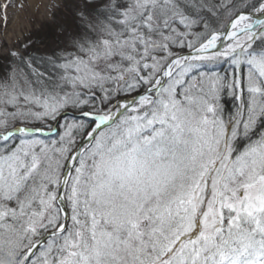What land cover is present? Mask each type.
Listing matches in <instances>:
<instances>
[{
	"label": "rangeland",
	"instance_id": "1",
	"mask_svg": "<svg viewBox=\"0 0 264 264\" xmlns=\"http://www.w3.org/2000/svg\"><path fill=\"white\" fill-rule=\"evenodd\" d=\"M236 1L199 0L206 20L184 0H41L31 14L29 0L12 3L26 17L12 43L0 33V132L55 127L56 137H0V264L64 225L61 179L91 128L62 113L110 114L152 86L79 153L65 229L28 264H264V30L254 53L242 32L179 61L159 87L175 55L227 28ZM37 59L58 77L44 80Z\"/></svg>",
	"mask_w": 264,
	"mask_h": 264
},
{
	"label": "water",
	"instance_id": "2",
	"mask_svg": "<svg viewBox=\"0 0 264 264\" xmlns=\"http://www.w3.org/2000/svg\"><path fill=\"white\" fill-rule=\"evenodd\" d=\"M247 17V18H252L255 19V23L252 24L250 26L249 29H252L253 27L257 26L258 22H260L259 20L264 19V13L259 14L258 12L254 11V12H247L244 14H239L237 16H235V18L233 19V21L231 22V24L229 25V27L222 33L223 34V38L222 40L216 45V46H212V47H204L203 45L197 49L191 50L189 52L186 53H182L179 54L178 56H176L175 58H173L170 63L166 66V68L164 69V71L162 72L160 78V82H159V87L164 83L165 79L169 78L170 75L172 74V68L175 65V63L180 59L183 58L185 61L188 60L190 57L195 56V55H200V54H205L211 51H215L217 49H219L220 45L226 43L229 39L230 36L235 35L238 32H241L242 30H232L231 26L234 22V20L237 17ZM264 21V20H263ZM259 30H261V28H259ZM155 86L150 87L148 90L137 94L131 98L128 99V101H125V104L122 105L120 108H118L109 118L108 120H105L103 123L97 125L91 132V134H89V136L84 140V142H82V144H80V146H78L77 150L74 152V154L72 155V157L70 158L65 171L63 173L62 179H61V184H60V188H59V195L60 197L58 198V205L62 208L63 213H64V218H65V222L64 225L60 228H57L51 232H48L44 237H42L39 241H37L28 251L27 253V257L26 259L21 263V264H28V262L30 261V259L35 255V253L37 252L38 248L44 243V241L46 239H48L50 236L55 235V234H59L61 233L64 229L65 226L67 224V211H66V207L65 204L62 200V194L65 188L66 183L68 182V178L71 174L73 165L75 163V160L77 159L79 153H81L82 150H84V147L89 143V141L92 140V138L98 133V131L107 125H110L111 123L114 122V120H116L124 111L129 110L131 108H133L135 105H137L138 102L142 101L143 99H147L152 97L151 92L155 91L154 88ZM159 89V88H158ZM157 90V89H156ZM65 115H74L72 113H65L63 114V116ZM75 116V115H74Z\"/></svg>",
	"mask_w": 264,
	"mask_h": 264
},
{
	"label": "bare ground",
	"instance_id": "3",
	"mask_svg": "<svg viewBox=\"0 0 264 264\" xmlns=\"http://www.w3.org/2000/svg\"><path fill=\"white\" fill-rule=\"evenodd\" d=\"M17 1V0H16ZM16 1L14 2L13 0H0L1 4V8H0V33L4 36V33L2 31V28H7L9 31L7 32V34L5 35V41L12 43V38L13 36L16 35L17 31H18V27L22 26V23L26 17V11L22 12L19 9H10L11 6L16 5ZM19 3L16 6H20V4L23 2V0H18ZM41 0H29V3L31 4V6H29V11L30 14L33 13L35 11V9L38 6V3ZM14 2V5H12V3ZM264 11V5L261 7V12ZM29 16V15H28ZM264 19L259 20L260 22H258V25L263 26L264 25ZM254 21H252V19L247 18V17H239L237 18V20L233 23L232 25V30H240L242 28H245L247 26H249L250 24H253ZM235 35L230 36L226 43L227 46H229L232 42H233V37ZM221 36L217 37L214 36L209 43L206 44L205 47H214L216 46L215 42H218V40L220 39ZM225 48V47H224ZM124 104V102H119L115 105L114 107V111L118 108H120L122 105ZM113 112V111H112ZM112 112L110 114H112ZM110 114H106V115H100L98 117V123L101 124L105 121V119L110 115Z\"/></svg>",
	"mask_w": 264,
	"mask_h": 264
},
{
	"label": "trees",
	"instance_id": "4",
	"mask_svg": "<svg viewBox=\"0 0 264 264\" xmlns=\"http://www.w3.org/2000/svg\"><path fill=\"white\" fill-rule=\"evenodd\" d=\"M185 2H181L182 4V6H183V9H184V13H186L187 15H189V16H193V15H195V13H197L196 11H199V10H201V11H199L200 12V14L201 15H203V16H205L206 18H204L203 17V20H206L207 19V17L209 16V14H206V12H203L204 10H206V9H204L203 7H204V4L203 3H201V2H199V0H184ZM205 1V0H204ZM257 1H259V0H246L245 1V3L243 2L240 6L238 5V3L240 2L239 0L238 1H236V4L235 5H231L230 6V8H235V7H237L238 9H239V7H241L242 5V7L241 8H244V7H246V8H250L251 6H253L254 4H255V2H257ZM206 4V3H205ZM201 5L203 6V7H201ZM119 10V9H118ZM209 20H211V22H212V27L214 28V30H217L218 28H221L224 24H223V22H224V17L223 16H218L217 18H215V17H212V19H209ZM209 22H207V24H208ZM209 25V24H208ZM260 42H262V41H260ZM256 43L255 44V48L256 47H261V43ZM40 44H42V43H40ZM35 56L37 57V56H39L40 58H42V56H40V55H37V54H35ZM52 61V60H51ZM51 61H46V60H40V59H37V60H35V62L37 63V64H39L40 66H41V68L43 69V71L46 73V74H49V75H51V77H52V79H54V78H57L58 77V72H59V68L57 67V65L56 64H53ZM47 62V63H46ZM52 79L50 80V79H47V78H45L44 77V80H46V81H48V82H51L52 81ZM226 98V97H225ZM228 99V98H227ZM225 101H227V100H225ZM228 102V101H227ZM86 108H81V109H76V111L77 112H81V111H84ZM96 110H100V109H96ZM97 112H102V111H97ZM83 124L85 125V127H87L88 129H86V131H88L91 127H92V124L91 123H89L88 121H83ZM83 125V126H84Z\"/></svg>",
	"mask_w": 264,
	"mask_h": 264
}]
</instances>
